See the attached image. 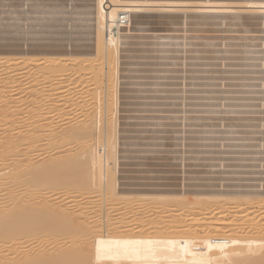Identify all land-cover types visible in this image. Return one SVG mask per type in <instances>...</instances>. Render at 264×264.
Masks as SVG:
<instances>
[{
	"label": "bare ground",
	"instance_id": "1",
	"mask_svg": "<svg viewBox=\"0 0 264 264\" xmlns=\"http://www.w3.org/2000/svg\"><path fill=\"white\" fill-rule=\"evenodd\" d=\"M95 1H96L95 9H93V11L95 10L94 12L96 13V27H95L96 30H93V31H96V33H95L96 34V38H95L96 40H94L95 41L94 42V44H95L94 50H90L88 48H85L83 50L75 51L72 53V55H69V56H68V54L65 55L66 52L62 51L61 49L59 51H54L52 49H48V50L45 49L43 51H37L36 54H34V55L27 54V52H25L26 54L25 53L21 54L22 52H20V54L18 53V56L16 55L14 57H13V55H12V57L8 56L9 55L8 53H7L8 55H4V52L0 53V81L4 83L3 85H5L3 87L1 86L2 88H0V264H30V262L47 261V260H80V261L86 262V264H264V220L261 219L264 215V194L260 193V194H256V195H243L242 193L241 194H235V193H231V192H212V190H211V192L205 193V194H204V192L203 193H197V194L196 193L195 194H186V193L178 194L179 192L175 193L176 192L175 190H174L175 192L173 191L174 193H168L170 191L165 189V188H164V190H167L168 192L166 191L167 193H165V192L160 193L159 190H160V188H161L160 186L162 184L160 186L156 185V186L160 187L158 190H157L158 187L156 188L155 185L153 186V187H155L156 192L158 191L159 193L158 192L154 193L155 192L154 189H153L154 192L150 193L152 190L149 191V188H148V190L146 189L147 188V187H145L146 185H144V186L141 185V186H143V188L140 192H142L143 189H144V191L146 189L148 193H146V191H145L142 193H135L134 192L135 193L134 194V193H132L134 191L133 189H131V190H133L131 193L122 192L123 190L120 192L118 190L120 186H117V184L119 185L122 183H117V179L119 178V175H118V177L116 176L117 175L116 173L118 172V171L116 172V169L118 167L117 162L119 163V161L121 160V158H120V160L118 161L120 155H118V157H117V154H118L117 153V145H118L117 133H119V132H117V128H118L117 125H118V121H119L118 120L119 114L117 117V113H120V110L117 108V106H118V96H117L118 91H117V89L119 87H121V84H120V85H118L119 87L117 88V84H118V78L117 77H119V75L117 76V73H120V72H118L119 70H118V65H117V61L119 60L118 59L119 58L118 57V55H119L118 50H119V47H122V45L125 43L128 34H131V33L134 34L135 33V35H137L136 33L138 32V34H139V31H142V29H143L141 27L142 21L140 19H135L137 16L134 17L133 16L134 13L136 12V14H137V12H139V14H140V12L143 13L146 11H149V12H152V11L153 12L163 11L164 12L165 11V13H166V11H167L166 14L168 15L169 11H171L172 13H175L177 11L180 12L181 10H184L185 8H189L190 10L189 9L185 10L188 12V14H189L188 16H190V13H189L190 11L191 12L193 11V14L195 11L198 13H205V14L209 13V15L210 14H212V15L213 14H220V13H227V14L229 13V15L230 14L233 15V14L251 13V15L252 14L256 15L258 13H262V14L264 13V0H95ZM41 3H42V1L40 2V4ZM0 5H1V3H0ZM46 5L47 4L44 2L43 8ZM48 7H49V5H48ZM41 9H39V10L41 11ZM53 11L55 12V10H53ZM49 12H51V11H49ZM149 12H147V13H149ZM41 13H43V12H41ZM142 13H141V15L144 16V14H142ZM185 13L186 12H183L184 15H185ZM198 13H195V15ZM84 14H86V13L84 12ZM150 14H152V13H150ZM17 15H16L15 19H20V20L23 19V17H21L19 15L17 16ZM53 15L54 14L52 13V16ZM173 15L174 14H172V16ZM199 15H200V19H198V20H201L202 19L201 14H199ZM229 15H225L226 18ZM48 16L47 17L46 16L41 17L39 19L36 17L37 19L35 18V20H40L37 23H34L35 21H33L32 23L30 22L31 23L30 26L32 29L29 30V32L26 31V33L23 34V38H24V35H26L27 33L29 35L32 33L44 34L41 37L42 39L48 38L46 35H49V37H50L51 36L50 34L52 32L51 33H45L43 31V29L46 27L51 28L53 25L56 26V29H57V25L53 24L54 19L52 20L51 18H49L51 16H49V17ZM145 16H146V14H145ZM188 16H187V19L184 17L185 23H188L190 21L189 18L192 19V16L191 17H188ZM202 16H204V15H202ZM213 16H215V15H213ZM244 16H246V15H244ZM3 17H4V19H10L11 20L12 16L10 17V15H9L10 18L8 16L7 17L3 16ZM139 17H142V16L138 15L137 18H139ZM160 17H162V16H160ZM55 18L59 19V20H63V21L66 19L64 17H60V18L55 17ZM80 18L85 19V16L84 17L82 16ZM152 18H153V16H152ZM245 18H244V21L245 20L248 21L247 25L244 22L243 23L246 26H248V24H250L249 20L251 18L249 20H247ZM261 18H263V16H261ZM186 20H187V22H186ZM221 20H222V18H221ZM232 20H234V19L232 18ZM232 20H229V21H232ZM8 21L9 20H7V22ZM13 21H14V18H13ZM149 21H150V19H149ZM149 21L148 22L146 21L144 24H146V23L148 24ZM254 21H256V20H254ZM260 21H262V20H260ZM73 22H74V20H73ZM153 22H151V23H153ZM221 22H227V21H221ZM256 22H258V21H256ZM54 23H55V20H54ZM156 23H158V21H156ZM168 23L171 24L172 21H170ZM173 23H175V22H173ZM178 23H180V21ZM185 23H184V25H185ZM213 23H214V21H213ZM228 23L230 24V22H228ZM260 23H262V22H259V24ZM61 24L59 23V25H60V27L58 28L59 30L55 31V32H59L60 34H63L64 31L61 28L64 26L61 27ZM259 24H258V27H259ZM2 25H7V24L0 23V28L2 27ZM178 25L176 27H178ZM199 25L201 26V28L205 27V26H202L204 24H202V25L199 24ZM205 25H207V24H205ZM238 25H237V27H239ZM11 26L12 27L15 26L12 29V32L13 31L19 32L20 29H19V26H17V24L16 25L13 24ZM77 26H78V24H77ZM77 26H76V28H77ZM145 26H147V25H145ZM180 26H182V25H180ZM189 26L191 29V24ZM189 26L187 24V27L185 26V28H188ZM221 26H223V25H221ZM228 26H227V28H228ZM231 26H234V25L231 24ZM246 26H245V28H247ZM261 26H263V25H261ZM83 27L84 26H82V28ZM147 27H151V25L147 26ZM172 27H174V26L172 25ZM192 27L197 28V25L195 26V24H194V26L192 25ZM206 27H208V26H206ZM218 27H219V25H218ZM90 28H91V26H90ZM181 28H179V29H181ZM208 28H210V27H208ZM253 28H256V27H253ZM9 29H7L6 31H9ZM153 29H155V28H153ZM182 29L184 30V27ZM213 29H210V32ZM232 29H231V31H232ZM257 29L258 28H256V32L258 33L259 31H257ZM52 30H54V29H52ZM161 30H163V29H161ZM173 30H175V29H172V31ZM198 30L201 31V29H198ZM203 30H202V32L204 33ZM157 31H159V30H157ZM179 31H181V30H179ZM179 31H177V32H179ZM192 31H194V30H192ZM208 31L206 29V34ZM254 31H252V32L254 33ZM0 32H2V29H0ZM165 32H166V30H165ZM165 32H163V33H165ZM189 32H191V31H189ZM189 32H187L185 35H187ZM224 32H225V30L223 31V33ZM226 32H227V30H226ZM167 33H169V32H167ZM248 33H250V32H248ZM142 34H144V32ZM147 34H150V33L147 32ZM153 34H155V33L153 32ZM170 34H172V33H169L168 35H165V34L164 35L169 36ZM178 34L182 35L181 32H179ZM193 34L191 33V36ZM218 34H216V35H218ZM230 34H231V32H230ZM230 34L228 32V35H230ZM238 34H240V33H238ZM80 35H82V34L80 33ZM225 35H227V34H225ZM232 35H230V36H232ZM240 35H239V37H241L240 39H242V36H240ZM248 35H250V34H248ZM258 35H260V34H258ZM61 36H58V37L61 38ZM158 36H160V35L158 34ZM158 36H156V37L158 38ZM161 36H163V35H161ZM161 36L159 38H161ZM172 36H174V35H171L168 38H171ZM175 36H176V34H175ZM198 36L199 35L197 34V37ZM202 36H206V35H202ZM207 36H208V34H207ZM212 36H213V34H212ZM244 36H245V34H244ZM180 37H178V38H180ZM214 37L215 36H213V38ZM219 37H221V36H219ZM219 37H217V38L219 39ZM224 37L226 40V36H224ZM233 37H235V36H233ZM247 37H249V36H247ZM257 37H259V36H257ZM144 38L143 39L146 40V37H144ZM159 38H158V40H159ZM178 38H176V39H178ZM217 38H214V39H217ZM143 39L141 36L140 38H137L136 42L141 44V43H143ZM200 39H199V41H200ZM210 39H212V38H210ZM221 39H222V37H221ZM235 39H237V38L235 37ZM148 40H149V38H148ZM153 40H155V39H153ZM193 40H195V39H193ZM206 40H208V39H206ZM206 40H204V41H206ZM220 40H218V41H220ZM225 40H224V42H225ZM232 40L236 41L233 38H232ZM248 40H249V38H248ZM253 40H256V37ZM260 40L261 39L259 38L258 41H260ZM160 41H162V40H160ZM196 41H198V40H196ZM213 41H215V40H213ZM233 41H231V42L234 43ZM206 42L210 43L208 41H206ZM221 42H219V43H221ZM12 43H14V42H12ZM190 43H191V45L193 44L192 42H190ZM194 43L196 44V42H194ZM214 43H216V42H214ZM247 43H249V42H247ZM160 45H163V44L161 43ZM182 45H181V47H182ZM222 45L224 46V44H222ZM237 45H239V44H237ZM124 46L126 47V45H124ZM133 46H135V45H133ZM147 46H148V44H147ZM215 46H217V45H215ZM241 46H243V44ZM246 46H248V45L246 44ZM125 47H123V48H125ZM128 47H131V46H128ZM140 47L142 48V46H140ZM160 47H162V46H160ZM199 47H201V46H199ZM203 47H204V45H203ZM203 47H201V48H203ZM218 47H221V46H218ZM133 49H135V48H133ZM183 49H185V48H183ZM190 49H191V47H190ZM193 49L191 50V52L193 51ZM196 49H198V48L196 47ZM208 49H210V48H208ZM208 49H207V51H208ZM213 49H215V48H213ZM185 50H187V49H185ZM185 50H183V51H185ZM201 50H203V49H201ZM134 51H136V50H134ZM188 51H190V50H188ZM196 51L197 50H195V52ZM207 51L205 49V52H207ZM234 51H236V50H234ZM127 52H126V54L130 53V52L129 53H127ZM138 52L140 53V50ZM191 52H189V53H191ZM195 52L193 51L192 53H195ZM139 53H137V54H139ZM69 54H70V52H69ZM126 54H124V55H126ZM130 54H132V53H130ZM205 54H207V53H205ZM250 54H253V53H250ZM134 55H136V54H134ZM144 55H145V53H143L140 56L143 57ZM193 55H195V54H193ZM209 55H210V53H209ZM156 56H157V54H156ZM205 56H207V55H205ZM121 57H123V55H121ZM127 57H128V55H127ZM134 58H135V56H134ZM137 58H139V57H137ZM152 58H150V59L153 60ZM157 58L155 60H158ZM120 59L123 60L122 58H120ZM159 59H162V58H159ZM126 60H127V58H126ZM145 60H147V59L145 58ZM151 60H149V61H151ZM187 60L189 61V59H187ZM190 60H192V59H190ZM234 60H236V59H234ZM129 61H131V60H129ZM139 61H141V60H139ZM162 61H163V59H162ZM236 61H238V60H236ZM11 62L14 63V66H13L14 71L12 70L9 72L7 64H9ZM228 62H230V61H228ZM232 62H234V61H232ZM69 63L72 65H69ZM26 64L29 65L28 66L29 68L26 67ZM124 64H125V61H124ZM151 64H152V62H151ZM119 65L121 66V68L119 67L120 69H122L124 67L121 65V63ZM184 65H182V66L184 67ZM140 66H143V65H140ZM156 66H158V65H156ZM161 66H163V65H161ZM25 67L27 69L26 73L24 72V70H26ZM221 67H222V65H221ZM71 68H73V69H71ZM135 68H137V67H135ZM145 68H147V67H145ZM150 68H152V67H150ZM154 68H156V67H154ZM224 68H225V66H224ZM69 69L71 71L68 72ZM167 69H169V68H167ZM10 70H11V67H10ZM253 70H251V71H253ZM22 72H24V74H27L28 77H27V75H24L27 78L25 79V77H24V79L26 81L21 82V85H22V87H21L20 84H18L19 82H18L17 78L20 76V74H23ZM160 72H162V71H160ZM127 73H130V72L128 71ZM153 73H155V72H153ZM124 74H126V73H124ZM159 74H161V73H159ZM122 75L123 74L121 73V76ZM181 75H183V74H181ZM9 76L13 77L14 80L11 79L13 81L9 80L11 82H8L7 78ZM128 76H131V75H128ZM145 79H147V77ZM161 79H159V80H161ZM5 81H6V84H5ZM230 81H232V80L230 79ZM139 82L140 81H138L137 83H139ZM188 83L189 82H187V84ZM246 83H247V81H246ZM23 85H24V87H23ZM169 86H171V85H169ZM179 87H180V85H179ZM29 88H32L33 90L31 91V89H29ZM123 88H125V86ZM234 89H236V88H234ZM198 90H200V89L198 88ZM240 90H242V89H240ZM12 91H14V92L18 91L17 94L15 93L17 96L20 94L22 96L23 92H25V91L27 93L30 91L31 93L27 94V96L23 97V99H22V97L16 96L17 99L12 100V99H9L12 95L8 98V96L11 94ZM189 91H190V89H189ZM121 92L122 91H120V93ZM153 92L154 91H152L151 93H153ZM146 93H148V92H146ZM189 93H191V92H189ZM133 94H135V93H133ZM153 94H155V93H153ZM159 95H162V94H159ZM206 98H208V97H206ZM263 98H264V96H263ZM132 99L134 102L135 99L134 98H132ZM150 99H153V98H150ZM143 100H145V99H143ZM157 100H159V99H157ZM161 100H162V98H161ZM124 101H127V100H124ZM145 101L149 102L147 100H145ZM164 101H166V100L164 99ZM121 102H119V103L122 104ZM127 103L125 105H128ZM21 106H22V108L23 107H26V108L23 110V112H21V114L17 115L16 111L19 110V108H21ZM147 106H144V107L148 108L149 106L148 107ZM125 107H127V106H125ZM174 107H176V106H174ZM178 107H176V109ZM117 109L119 112H117ZM120 109L122 110V108H120ZM140 109H142V108H140ZM177 110L180 111L181 109H177ZM131 111H133V109ZM259 112L261 113V111H259ZM161 113L159 112L157 114V116ZM256 113H257V109H256ZM256 113H254V114H256ZM125 114H127V113H125ZM155 114H156V112H155ZM155 114H152V115H155ZM15 115H16V117H15ZM130 115H131V113H130ZM143 115H139V116H143ZM147 115L150 116V114H147ZM196 115H197V113H196ZM227 115H229V114H227ZM236 115H238V114L236 113ZM236 115H235V117H236ZM250 115H252V114L250 113ZM161 116H163V114ZM223 116H225V115H223ZM125 117H126V115H125ZM252 117L253 116H251V118ZM58 119L61 120V122H59L60 124L56 123V121ZM119 119L121 120L122 118H119ZM135 119L138 122V118H135ZM154 119H156V118H154ZM136 120H135V122H136ZM140 120H142V119L140 118ZM146 120L148 121V119H146ZM171 120H173V119H171ZM176 120L181 122L178 119H176ZM185 120L189 121V119H186V118H185ZM248 120H250V119L247 118V121ZM158 121H160V120H158ZM227 121H229V120H227ZM232 121H234V120H232ZM256 121H254V122H256ZM119 122H121V121H119ZM141 122H143V121H141ZM145 122H143V123H145ZM193 122H194V120H193ZM229 122H231V121H229ZM237 122H239V121H237ZM151 123H152V121H151ZM154 123H152V124H154ZM177 123H176V125H177ZM250 123H252V122H250ZM139 124L142 125V123H139ZM155 124L152 126L155 127ZM208 124H210V123H208ZM241 124H242V122H241ZM136 125H138V124H136ZM120 126H121V123H120ZM125 126H127V125H125ZM131 126L130 127L128 126L129 130H127V131H130ZM134 126L135 125H133L132 127H134ZM207 126H209V125H207ZM232 126H233V124H232ZM136 127H138V126H136ZM136 127H134V129ZM158 127H160V126H158ZM167 127H169V126H167ZM189 127L188 128L185 127V129H189ZM197 127H198V125H197ZM251 127H253V126H251ZM120 128L121 127H119V129ZM142 128H144V127H142ZM142 128H138V129L140 130ZM166 128L164 127V129H166ZM170 128H167V129H170ZM194 128H196V127H194ZM199 128H201V125ZM203 128H209V127H203ZM222 128H224V127H222ZM152 129H154V128H152ZM231 129H233V128H231ZM146 130H147V128H146ZM148 130L150 131V127ZM178 130H181V129H178ZM221 130H220V132H221ZM246 130H248V129L246 128ZM161 131L162 130H160V132ZM131 132H133L132 129H131ZM131 132L129 133V136H131L130 135ZM136 132H135V134H136ZM154 132H153V134H154L153 136H157V133L158 134L160 133V132H156V135H155ZM169 132L167 131L166 133L170 134ZM251 132H253V131H251ZM127 133H125V134H127ZM183 133L186 134L185 132H183ZM121 134L122 133H120V136H121ZM148 134H149V132H148ZM160 135H161V133H160ZM173 135H174V133H173ZM176 135H174V136H176ZM180 135H182V134L180 133ZM245 135H247V134H245ZM257 135H258V133H257ZM127 136H128V134H127ZM134 136H136V135H134ZM138 136H139V134H137V139L140 137V136L139 137ZM144 136L148 137L147 133ZM118 137H119V134H118ZM150 137H151V135H150ZM171 137H172V134H170V138ZM121 138H119V139H121ZM147 139H149V138H147ZM147 139H145V140H147ZM152 139H153V137H152ZM152 139H150V140L152 141ZM163 139H165V138H163ZM122 140H120V141H122ZM221 140H222V138H221ZM125 141H127V139ZM130 141H132V140H130ZM157 141H159V140H157ZM170 141H166V143L168 142V144H169ZM181 141H182V138H181ZM186 141H188V140H186ZM255 141H257V140H255ZM133 142H135V141H133ZM147 142H150V141L147 140ZM152 142H150V143H152ZM183 142L185 143V141H183ZM222 142H224V141H222ZM140 143H142V142H140ZM161 143H163V142H161ZM254 143H256V142H254ZM254 143L252 142L250 144H254ZM119 144H120V142H119ZM121 144H123V141L121 142ZM171 144H172V142L170 143V145ZM126 145H128V144H126ZM132 145H134V144H131L130 146L132 147ZM137 145H140V144H136V146ZM185 145H186V143H185ZM185 145H184V147H185ZM149 146H151V145H148V149H149ZM193 146H195V145H193ZM120 147H122V146H120ZM180 147H182V146H180ZM188 148H190V147H188ZM197 148H199V147H197ZM201 148H204V147H201ZM119 149H118V152H119ZM125 149H124V151H125ZM140 149H141V147H140ZM143 149H144V147H143ZM152 149H151V151H152ZM169 149H170V147H169ZM175 149L176 148L174 147V150ZM223 149H224V147H223ZM258 149H260V148H258ZM134 150H137V149L135 148ZM182 150H184V152H185V149H182ZM182 150H180V151L182 152ZM144 151H143V153H144ZM156 151H157V149H156ZM148 152H150V151H148ZM158 152L159 151H157L155 153H158ZM176 152H178V150ZM155 153L153 152L154 155H155ZM186 153L189 154L187 151H186ZM146 154H144V155H146ZM158 154H160V153H158ZM183 154L185 155V153H183ZM217 154H219V153H217ZM124 155L127 156L126 152ZM213 155H216V154H213ZM121 156L123 158L122 159L123 161L121 160V162L124 163L125 158L123 157V155H121ZM142 156H143V154H142ZM169 156H166V157L172 158L171 156H173V155H169ZM186 156H188V155H186ZM151 157H149V158H151ZM154 157H152V158L154 159ZM157 157H158V155H157ZM157 157H155V158L157 159ZM193 157H195V156H193ZM128 158H130V157H128ZM128 158L126 160H128ZM146 158L149 159L148 156ZM146 158L142 157V159H146ZM161 158H159V159L161 160ZM163 158L165 159V157H163ZM183 158H184V156H183ZM221 158L222 157H220L219 160H221ZM133 159H131V160H133ZM136 159H138V158H136ZM131 160H128L129 162H125V163L129 164L131 162ZM172 160H174V159H172ZM172 160H171V162H173ZM196 160H197V158H196ZM210 160H212V159H210ZM225 160H226V158H225ZM147 161H149V160H147ZM162 161H164V160L162 159ZM189 161H191V160H189ZM202 161H205V160L202 159ZM243 161H245V160H243ZM254 161H252V162L254 163ZM133 162H134V160H133ZM138 162L139 161H137V165H138ZM144 162H145V160H144ZM155 162L157 163V160ZM168 162H169V160H168ZM185 162H187L190 166L191 163H189L188 161H185ZM193 162H198V161H193ZM140 163L141 164L143 163L142 160H140ZM221 163H224V162H221ZM127 164H122V165L119 164V165H121L124 168L123 165H127ZM135 164H134V167L136 166ZM144 164H146V163H144ZM159 164L162 165L163 163L161 162ZM188 164H185L183 166H186ZM209 164H210V162H209ZM146 165L148 167V165L150 166L151 164H146ZM166 165H168V164H165V166ZM169 165L172 167L171 163H169ZM175 165H176V163H175ZM206 165H208V164H206ZM263 165H264V163H263ZM129 166H128V168H129ZM122 167H120L121 168L120 172H123V175H124L125 172L122 171L123 170ZM143 167L144 166H142L141 168H143ZM147 167L143 168V169H147ZM186 167H188V166H186ZM194 167H196V166H194ZM213 167H215V166H213ZM258 167H260V166H258ZM125 168H124V170H125ZM131 168H132V166L130 167V169ZM133 168L131 170H133ZM148 168H150V167H148ZM200 168H201V166H200ZM192 169L193 168H191V172H192ZM201 169H203V166ZM212 169H214V168H212ZM223 169L224 168H222V170ZM227 169H229V168H227ZM131 170L128 169L126 171H131ZM135 170H136V168H135ZM141 170H139L138 173H140ZM153 170L154 169H152L151 171H153ZM156 170H158V169L156 168ZM156 170L154 172L157 173L160 171V173H162L163 177L165 175V172L169 173V174L171 172V170H169L170 171L169 172L168 169L166 171L164 170L165 172H163L160 169H159V171H156ZM189 170L188 171L185 170V172H189ZM229 170H231V169H229ZM134 171H132L131 173H133ZM144 171L145 170H142V172H144ZM147 171H146V173H147ZM176 171H174V172H176ZM181 171H178V172H181ZM197 171H198V169H197ZM205 171H207V170H205ZM178 172H176V173H178ZM200 172H198V173L200 174ZM210 172H212V171H210ZM210 172H209V174H210ZM131 173H130V175H131ZM160 173H158L159 176L161 175ZM202 173H204V172H202ZM221 173H222V171H221ZM119 174L121 175L122 173H119ZM134 174L136 175L137 173H134ZM172 174L173 173L170 174V177ZM178 174H180V173H178ZM184 174H186V173H184ZM189 174H190V172H189ZM204 174H206V173H204ZM204 174H202V175H204ZM130 175H128V174L126 175V176H128V180H129ZM148 175H150V174H148ZM153 175H155V174H153ZM175 175H177V174H175ZM181 175H182V173H181ZM191 175H193V174H191ZM196 175H194V176L196 177ZM132 176H133V174H132ZM132 176L130 177L131 179L133 178ZM136 176H134V177H136ZM143 176H145V175H143V174H142V176L139 175V177H141V178ZM199 176H198V178L201 177V176L200 177ZM219 176H221V175H219ZM238 176H240V175L238 174ZM146 177H147V175H146ZM146 177H143L144 181L147 179ZM151 177H152V179H154V181H155V179H157V181H155V182H158V180L160 182L161 177H159V179H158V177H153V176H151ZM151 177H150V179H151ZM165 177H167V176L165 175ZM178 177H177L178 179H181L180 175H178ZM203 177H205V175ZM123 178L124 177H122V179ZM137 178H138V176H137ZM137 178L133 179V180L138 181L140 179V178H138V180H137ZM164 178H161V179H164ZM168 178H169V176H168ZM183 178L185 180V177H183ZM120 179H118V180H120ZM150 179H148V180H150ZM166 179L167 178H165V182H166ZM125 180H127V178H125ZM133 180H131V181H133ZM209 180H211V179H209ZM258 180H259V177H258ZM169 181H171V180H169ZM186 181H188L187 178H186ZM202 181L207 183L205 180H202ZM260 181H262V178ZM171 182H170V185H171ZM185 182L183 181L184 184H185ZM219 182H220V180H219ZM252 182H253V180H252ZM142 183H144V182H142ZM161 183H163V182H161ZM177 183H178V181H177ZM205 183H203V184H205ZM126 184L128 185V183H126ZM146 184L149 185V187H151V185H153V184L150 185L149 181ZM130 185H131V183H130ZM163 185H165V184H163ZM163 185H162L161 189H163V187H164ZM173 185L177 188L176 182ZM200 185H202V184H200ZM122 186H124V185H121V187ZM166 186H168V185H166ZM202 186L204 187V185H202ZM211 186H213V185H211ZM216 186H218V185H216ZM117 187H118V189H117ZM129 187L132 188V185L128 186V188ZM170 187H172V186H170ZM170 187L169 188L166 187V188L170 189ZM178 187L182 188L180 186V184ZM183 187L185 188L186 185L185 186L183 185ZM198 187H200V186H198ZM222 187H224L223 182H222ZM135 188H137V186ZM190 188H191V186H190ZM205 188H207V187H205ZM209 188H212V187H209ZM219 188H221V187H219ZM123 189H125V188H123ZM140 189L141 188H139L138 191ZM181 190H179V191H181ZM190 190H192V189H190ZM124 191H126V190H124ZM138 191H136V192H138ZM188 193H190V191H188ZM63 197H64V199H63ZM62 202H64V203H62ZM210 236L213 237V240H211V241L208 240ZM88 238H91L90 242L87 240ZM101 239H103L105 241H121V242H124V241H142L144 243L139 244V245H129V246H127V250H125V245L123 243H121L120 245L106 243L103 246V249L99 252L100 258L97 259V250L100 249L99 240H101ZM149 242H151V243H149ZM170 242H173V243H170ZM209 245H211V247H209ZM120 248H122V251L120 250ZM137 249L139 251H137ZM116 250H118V251H116Z\"/></svg>",
	"mask_w": 264,
	"mask_h": 264
},
{
	"label": "rangeland",
	"instance_id": "2",
	"mask_svg": "<svg viewBox=\"0 0 264 264\" xmlns=\"http://www.w3.org/2000/svg\"><path fill=\"white\" fill-rule=\"evenodd\" d=\"M8 1V2H7ZM31 1V2H30ZM42 1V3L40 4V2ZM92 1V2H91ZM23 2V3H22ZM39 2V3H38ZM44 2L47 4L46 6H44V8H43V5H44ZM0 3H1V5H0V23H3V24H7V25H2V27L0 28V29H2V32H0V53L1 52H4V55H8V56H10V57H12V55H13V57L14 56H18V53L20 54V52H22L21 54H24L25 52H27V54H30V55H34V54H36V52L37 51H43V50H48V49H52V50H54V51H59L60 49L62 50V51H65L64 53H65V55L66 54H68V56L69 55H72V53L73 52H75V51H78V50H83V49H85V48H88V49H90V50H94L95 48H94V46H95V44H94V40H96L95 38H96V31H93V30H96V13L93 11V9H95V4H96V1L95 0H0ZM56 3V4H55ZM36 5V6H35ZM48 5H49V7H48ZM5 6V7H4ZM21 6V7H20ZM34 6V7H33ZM39 6V7H38ZM17 7V8H16ZM38 7V8H37ZM42 9H41V8ZM5 8V9H4ZM46 8V9H45ZM49 8V9H48ZM52 8V9H51ZM72 8V9H71ZM74 8V9H73ZM83 8V9H82ZM38 9V10H37ZM39 9H41V11L39 10ZM189 8H185L184 10H181L180 12H175V13H172L171 11H169V13H168V15L166 14L167 13V11H166V13H165V11L163 12V11H157V12H149V11H146V12H140V14H139V12H137V14H136V12L134 13V17H138V15L139 16H142V17H139V18H135V19H140L141 21H142V31L144 32V34H142L143 32L142 31H139V34H138V32L136 33L137 35H135V33L133 34V33H131V34H128L127 35V39H126V41H125V43L122 45V47H119V50H118V61H117V65H118V72H120V73H117V76L119 75V77L121 78H119V77H117L118 78V84H117V88L119 87L118 85H120L121 84V87L123 88L124 86H125V88H121V87H119L118 89H117V91H118V93H117V96H118V106H117V108L120 110V113H117V117H118V114H119V117H118V120L119 121H121V122H119L118 121V125H117V132H119V133H117V142H118V145H117V157H118V155H123V157L125 158L124 160V163H122L121 162V160L123 159L122 158V156L120 157L119 156V159H118V161L120 160V158H121V160L119 161V163L117 162V169H116V176L118 177V175H119V178L118 179H120V180H118L117 179V183H122V184H117V186H120L119 187V189H118V187H117V189L121 192L122 190V192H126V193H131L133 190V192L132 193H142V192H145L146 191V193H148L147 192V190H148V188H149V191H151L150 193H153L154 192V190H155V187L157 188L158 186H160L161 184L163 185V184H165V185H163L164 187H163V189H161L162 188V185L160 186V187H158L157 188V190L160 188V190H159V192L161 193H163V192H165V193H167L168 191L167 190H169L170 192H168V193H174L175 191V193H178V194H184V193H186V194H197V193H203L204 192V194L205 193H209V192H211V190H212V192H231V193H235V194H243V195H256V194H264V165H263V163H264V98H263V96H264V13L262 14V13H258V14H252L251 15V13H242V14H230L229 15V13L227 14V13H220V14H213V15H215V16H213L212 14H210L209 15V13L207 14H205V13H198V12H195L194 11V14H193V11L191 12H189L190 13V16H188L189 14H188V12L187 11H185V10H188ZM7 10V11H6ZM53 10H55V12L53 11ZM89 10V11H88ZM190 10V9H189ZM39 11V12H38ZM49 11H51V12H49ZM83 11V12H82ZM3 14H2V13ZM11 12V13H10ZM36 12V13H35ZM41 12H43V13H41ZM57 12V13H56ZM60 12V13H59ZM84 12L86 13V14H84ZM147 12H149V13H147ZM183 12H186L185 13V15L183 14ZM7 13V14H6ZM51 15H50V14ZM52 13L54 14L53 16H52ZM141 13L142 14H144V16H145V14H146V16L144 17L143 15H141ZM150 13H152V14H150ZM174 14L173 16H172V14ZM195 13H198V14H196L195 15ZM19 15V16H21V17H23V19H15L16 18V15ZM65 14V15H64ZM133 14V13H132ZM136 14V15H135ZM148 14V15H147ZM158 14V15H157ZM162 14V15H161ZM199 14H201V20H198V19H200V15ZM9 15H10V17L12 16H14L13 18H14V21H13V18L11 17V20L10 19H4V17L3 16H8L9 17ZM17 15V16H18ZM43 15V16H42ZM51 16V17H49V16ZM157 15V16H156ZM184 15V16H183ZM199 15V16H198ZM202 15H204V16H202ZM225 15H229V16H227V18H226V16ZM237 15V16H236ZM244 15H246V16H244ZM49 17V18H51L52 20L54 19L55 20V23H54V20H53V24H56L57 25V29H56V26H52L51 28L50 27H46V28H44L43 29V31L45 32V33H51L50 35V37H49V35H46L48 38H41L44 34H40V33H38V34H36V33H32V34H26V35H24V38H23V34L24 33H26V31H28L29 32V30H31L32 28H31V26H30V24L33 22V21H35L34 23H37L38 21H40V20H35V18L37 17L38 19L39 18H41V17ZM59 16V17H58ZM84 17L85 16V19H83V18H80V17ZM149 16V17H148ZM152 16H153V18H152ZM160 16H162V17H160ZM169 16V17H168ZM187 16L188 17H191L192 16V19L191 18H189L190 19V21L188 22V23H185V19H184V17L187 19ZM197 16V17H196ZM232 16V17H231ZM259 16V17H258ZM261 16H263V18H261ZM9 17V18H10ZM55 17H57V18H60V17H64V18H66L64 21L63 20H59V19H56ZM95 17V18H94ZM211 19H210V18ZM216 17V18H215ZM230 19H229V18ZM239 17V18H238ZM246 17V18H245ZM36 18V19H37ZM63 18V19H64ZM93 18V19H92ZM145 18V19H144ZM204 18V19H203ZM221 18H222V20H221ZM232 18L234 19V20H232ZM239 20H238V19ZM241 18V19H240ZM244 18L245 19H247V20H249L250 18V20H249V23L250 24H248V26H246L247 25V22L248 21H244ZM69 19V20H68ZM77 19V20H76ZM143 19V20H142ZM149 19H150V21H149ZM158 19V20H157ZM168 19V20H167ZM182 19V20H181ZM184 19V20H183ZM209 21H207V20ZM224 19V20H223ZM243 19V20H242ZM259 19V20H258ZM6 20V21H5ZM7 20H9L8 22H7ZM29 20V21H28ZM59 20V21H58ZM73 20H74V22H73ZM192 20V21H191ZM196 20V21H195ZM207 22H206V21ZM216 20V21H215ZM227 21V22H221V21ZM229 20H232V21H229ZM241 20V21H240ZM253 22H252V21ZM254 20H256V21H258V22H256V21H254ZM260 20H262V21H260ZM51 21V20H50ZM58 21V22H57ZM61 21V22H60ZM148 22L149 21V23L147 24H144L145 22ZM154 21V22H153ZM156 21H158V23H156ZM170 21H172V23L171 24H169L168 22H170ZM180 21V23H178ZM182 21V22H181ZM195 23H194V22ZM201 21V22H200ZM213 21H214V23H213ZM220 21V22H219ZM237 21V22H236ZM31 22V23H30ZM79 22V23H78ZM151 22H153V23H151ZM173 22H175V23H173ZM186 22H187V20H186ZM199 22V23H198ZM203 22V23H202ZM228 22H230V24L228 23ZM234 22V23H233ZM246 24H244V23ZM255 22V23H254ZM259 22H262V23H260L259 24ZM9 23V24H8ZM59 23L61 24V27L62 26H64V27H62L61 29L64 31L63 32V34H60L59 32H55V31H58L59 29V27H60V25H59ZM177 23V24H176ZM183 23V24H182ZM184 23H185V25H184ZM195 24V26L197 25V28L196 27H192V25L194 26V24ZM219 23V24H218ZM223 23V24H222ZM16 25L17 24V26H19V32H12V29L15 27H12L11 25ZM77 24H78V26H77ZM144 24V25H143ZM151 25V27H147V26H150ZM175 24V25H174ZM179 24V25H178ZM187 24H188V26L191 24V29L192 30H194V31H192L191 29H190V26L188 27V28H185V26L187 27ZM199 24H204V25H202V26H205L204 28L202 27L201 28V26L199 25ZM205 24H207V25H205ZM211 24V25H210ZM231 24L232 25H234V26H231ZM239 24V25H238ZM254 24V25H253ZM258 24H259V27H258ZM21 25V26H20ZM77 26V28H76V26ZM81 25V26H80ZM88 25V26H87ZM95 25V26H94ZM145 25H147V26H145ZM172 25L174 26V27H172ZM178 25V27L180 26V25H182V26H180L179 28H183L184 27V30L181 28V29H179L178 27H176ZM184 25V26H183ZM218 25H219V27H218ZM221 25H223V26H221ZM229 25V26H228ZM237 25L239 26V27H237ZM261 25H263V26H261ZM82 26H84L83 28H82ZM86 26V27H85ZM90 26H91V28H90ZM94 26V27H93ZM144 26V27H143ZM154 26V27H153ZM158 26V27H157ZM166 26V27H165ZM206 26H208V27H210V28H208V27H206ZM214 26V27H213ZM221 26V27H220ZM227 26H228V28H227ZM245 26L247 27V28H245ZM55 27V28H54ZM68 27V28H67ZM252 29H251V28ZM253 27H256V28H258L257 29V31H259L258 33L256 32V28H253ZM262 27V28H261ZM11 30H10V29ZM88 30H87V29ZM149 28V29H148ZM153 28H155V29H153ZM158 28V29H157ZM196 28V29H195ZM214 28V29H213ZM220 28V29H219ZM225 28V29H224ZM234 30H233V29ZM249 28V29H248ZM7 29H9V31H6ZM34 29V28H33ZM52 29H54V30H52ZM56 29V30H55ZM65 29V30H64ZM159 30V31H157V30ZM161 29H163V30H161ZM172 29H175V30H173L172 31ZM198 29H201V31L200 30H198ZM204 29V30H203ZM206 29H207V31L209 32H207V34H208V36H207V34H206ZM210 29H213V30H211V32H210ZM216 29V30H215ZM218 29V30H217ZM231 29H232V31H231ZM255 31H254V30ZM155 30V31H154ZM165 30H166V32H165ZM179 30H181V31H179ZM183 30V31H182ZM202 30L204 31V33L202 32ZM225 30V32L223 33V31ZM226 30H227V32H226ZM251 30V31H250ZM157 31V32H156ZM177 31H179V32H181L182 33V35L180 34H178L179 32H177ZM189 31H191V32H189ZM200 31V32H199ZM217 31V32H216ZM252 31H254V33L252 32ZM10 32V33H9ZM22 32V33H21ZM85 32V33H84ZM94 32V33H93ZM141 32V33H140ZM147 32L148 33H150V34H147ZM153 32L156 34H153ZM163 32H165V33H162ZM167 32H169V33H172V34H170L169 36H165V35H168L169 33H167ZM177 32V33H176ZM185 32V33H184ZM187 32H189L187 35H185ZM195 32V33H194ZM228 32H229V34H230V32H231V34L230 35H232V36H230V35H228ZM248 32H250V33H248ZM256 32V33H255ZM261 32V33H260ZM21 33V34H20ZM56 33V34H55ZM80 33L82 34V35H80ZM152 33V34H151ZM176 34V36H175V34ZM191 33L193 34L192 36H191ZM202 35H206V36H202ZM218 34L219 36H221L222 37V39H221V37H219L218 35H216V34ZM237 33V34H236ZM238 33H240V34H238ZM20 34V35H19ZM70 34V35H69ZM86 34V35H85ZM146 34V35H145ZM158 34L161 36V35H163V36H161V38H159L160 36H158ZM165 34V35H164ZM197 34L199 35L198 37H197ZM212 34H213V36H215L214 38H217V37H219V39L218 40H220V41H218L217 39H214L213 38V36H212ZM222 34V35H221ZM224 34V35H223ZM225 34H227V35H225ZM244 34H245V36H244ZM248 34H250V35H248ZM258 34H260V35H258ZM32 35V36H31ZM62 35V36H61ZM145 35V36H144ZM171 35H174V36H172L171 38H168V37H170ZM178 35V36H177ZM239 35L240 36H242V39H240L241 37H239ZM262 35V36H261ZM30 36V37H29ZM58 36H61V38H59ZM81 36V37H80ZM135 36V37H134ZM142 36V39L144 38V37H146V40H144L143 39V43H137L136 42V40H137V38H140ZM155 38H154V37ZM156 36H158V38H159V40H158V38L156 37ZM165 36V37H164ZM181 36V37H180ZM185 36V37H184ZM210 36V37H209ZM212 36V37H211ZM217 36V37H216ZM224 36H226V40H225V37ZM233 36H235L237 39H235V37H233ZM247 36H249V37H247ZM257 36H259V37H257ZM164 37V38H163ZM174 37V38H173ZM178 37H180V38H178ZM192 39H191V38ZM197 37V38H196ZM244 37V38H243ZM247 37V38H246ZM255 37H256V40H253V39H255ZM129 38V39H128ZM148 38H149V40H148ZM157 38V39H156ZM164 40H163V39ZM166 38V39H165ZM176 38H178V39H176ZM183 38V39H182ZM188 40H187V39ZM201 38V39H200ZM203 38V39H202ZM205 38V39H204ZM210 38H212V39H210ZM231 38V39H230ZM232 38L234 39V40H236V41H233L232 40ZM248 38H249V40H248ZM259 38L261 39L260 41H258L259 40ZM263 38V39H262ZM51 39V40H50ZM134 39V40H133ZM153 39H155V40H153ZM169 39V40H168ZM193 39H195V40H193ZM199 39H200V41H199ZM206 39H208V40H206ZM160 40H162V41H160ZM167 40V41H166ZM172 40V41H171ZM176 40V41H175ZM183 40V41H182ZM188 42H187V41ZM192 40V41H191ZM196 40H198V41H196ZM204 40H206V41H208V42H210V43H207L206 41H204ZM210 40V41H209ZM213 40H215V41H213ZM224 40H225V42H224ZM230 40V41H229ZM246 42H245V41ZM63 41V42H62ZM84 41V42H83ZM135 41V42H134ZM148 41V42H147ZM153 41V42H152ZM164 41V42H163ZM179 41V42H178ZM182 41V42H181ZM212 41V42H211ZM218 41V42H217ZM222 41V42H221ZM231 41H233L234 43H232ZM257 41V42H256ZM263 41V42H262ZM12 42H14V43H12ZM190 42H192L193 44L191 45V43ZM194 42H196V44L194 43ZM206 42V43H205ZM214 42H216V43H214ZM219 42H221V43H219ZM243 42V43H242ZM247 42H249V43H247ZM84 43V44H83ZM134 43V44H133ZM159 43V44H158ZM163 44V45H160V44ZM183 45H182V44ZM203 43V44H202ZM243 44V46H241L242 44ZM129 44V45H128ZM144 44V45H143ZM147 44H148V46H147ZM190 44V45H189ZM200 44V45H199ZM222 44H224V46L222 45ZM237 44H239V45H237ZM246 44L248 45V46H246ZM124 45H126V47L124 46ZM133 45H135V46H133ZM155 45V46H154ZM159 45V46H158ZM180 47H179V46ZM181 45H182V47H181ZM186 47H185V46ZM203 45H204V47H203ZM215 45H217V46H215ZM237 45V46H236ZM128 46H131V47H128ZM138 46V47H137ZM140 46H142V48L140 47ZM145 46V47H144ZM148 48H147V47ZM160 46H162V47H160ZM184 46V47H183ZM189 46V47H188ZM199 46H201V47H203V48H201V47H199ZM211 46V47H210ZM218 46H221V47H218ZM230 46V47H229ZM239 46V47H238ZM254 46V47H253ZM123 47H125V48H123ZM135 48V49H133V48ZM153 47V48H152ZM173 47V48H172ZM190 47H191V49H190ZM195 47V48H194ZM196 47L199 49H196ZM241 47V48H240ZM247 47V48H246ZM257 47V48H256ZM261 47V48H260ZM63 48V49H62ZM71 48V49H70ZM129 48V49H128ZM131 48V49H130ZM137 48V49H136ZM175 48V49H174ZM182 48V49H181ZM183 48H185V49H187V50H185V49H183ZM189 48V49H188ZM194 48V49H193ZM206 49V51H207V49L208 48H210V49H208V51L207 52H205V49ZM213 48H215V49H213ZM225 48V49H224ZM239 48V49H238ZM244 48V49H243ZM249 48V49H248ZM253 48V49H252ZM5 49V50H4ZM58 49V50H57ZM142 49V50H141ZM155 49V50H154ZM167 49V50H166ZM193 49V51L195 52V50H197L195 53H192L191 52V50ZM201 49H203V50H201ZM222 49V50H221ZM227 49V50H226ZM121 50V51H120ZM134 50H136V51H134ZM140 50V53L138 52ZM183 50H185V51H183ZM188 50H190V51H188ZM234 50H236V51H234ZM24 51V52H23ZM124 51V52H123ZM128 51V52H127ZM132 51V52H131ZM155 51V52H154ZM187 51V52H186ZM212 51V52H211ZM69 52H70V54H69ZM120 52V53H119ZM126 52L127 53H132V54H126ZM135 52V53H134ZM157 52V53H156ZM166 52V53H165ZM182 54H181V53ZM189 52H191V53H189ZM200 52V53H199ZM207 53V54H205V53ZM228 52V53H227ZM231 54H230V53ZM8 53V54H7ZM123 53V54H122ZM136 54V55H134V54ZM137 53H139V54H137ZM143 53H145V55L142 57V56H140V55H142ZM153 53V54H152ZM157 54V56H156V54ZM159 53V54H158ZM173 53V54H172ZM177 53V54H176ZM184 53V54H183ZM209 53H210V55H209ZM212 53V54H211ZM237 53V54H236ZM241 53V54H240ZM250 53H253V54H250ZM262 53V54H261ZM26 54V53H25ZM123 55V57H121V55ZM124 54H126V55H124ZM152 56H151V55ZM193 54H195V55H193ZM234 54V55H233ZM249 54V55H248ZM127 55H128V57H127ZM147 55V56H146ZM159 55V56H158ZM172 55V56H171ZM193 57H192V56ZM197 55V56H196ZM205 55H207V56H205ZM223 55V56H222ZM240 55V56H239ZM134 56H135V58H134ZM146 56V57H145ZM151 56V57H150ZM168 56V57H167ZM227 56V57H226ZM230 56V57H229ZM137 57H139V58H137ZM153 57V58H152ZM158 57V58H157ZM183 57V58H182ZM190 57V58H189ZM120 58H122L123 60H121ZM126 58H127V60H126ZM132 58V59H131ZM142 58V59H141ZM144 58V59H143ZM145 58L147 59V60H145ZM150 58H152L153 60H151ZM158 59V60H155V59ZM159 58H162L163 59V61H162V59H159ZM166 60H165V59ZM186 58V59H185ZM199 58V59H198ZM210 58V59H209ZM236 59V60H238V61H236V60H234V59ZM131 60V61H129V60ZM137 59V60H136ZM179 61H178V60ZM181 59V60H180ZM183 59V60H182ZM187 59H189V61L187 60ZM190 59H192V60H190ZM202 59V60H201ZM209 61H208V60ZM217 59V60H216ZM139 60H141V61H139ZM145 60V61H144ZM149 60H151V61H149ZM160 60V61H159ZM175 60V61H174ZM214 60V61H213ZM253 60V61H252ZM122 61V62H121ZM124 61H125V64H124ZM201 61V62H200ZM206 61V62H205ZM211 61V62H210ZM228 61H230V62H228ZM232 61H234V62H232ZM132 62V63H131ZM151 62H152V64H151ZM155 62V63H154ZM218 62V63H217ZM222 62V63H221ZM121 63V65L122 66H124L122 69H120L121 68V66L119 65ZM123 63V64H122ZM149 63V64H148ZM154 63V64H153ZM181 63V64H180ZM203 63V64H202ZM185 64V65H184ZM8 66V71L10 72V71H14V63H9V64H7ZM11 65V66H10ZM69 65H72V64H70L69 63ZM133 65V66H132ZM140 65H143V66H140ZM156 65H158V66H156ZM161 65H163V66H161ZM168 67H167V66ZM172 65V66H171ZM179 67H178V66ZM182 65H184V67L182 66ZM221 65H222V67H221ZM29 65H27L26 64V67H28ZM131 66V67H130ZM137 67V68H135V67ZM139 66V67H138ZM160 66V67H159ZM189 66V67H188ZM199 66V67H198ZM204 66V67H203ZM213 66V67H212ZM224 66H225V68H224ZM233 66V67H232ZM258 66V67H257ZM10 67H11V70H10ZM26 67H25V69H26ZM120 67V68H119ZM126 67V68H125ZM141 67V68H140ZM145 67H147V68H145ZM150 67H152V68H150ZM154 67H156V68H154ZM166 67V68H165ZM171 67V68H170ZM181 67V68H180ZM196 67V68H195ZM220 67V68H219ZM241 69H240V68ZM255 67V68H254ZM13 68V69H12ZM29 68V67H28ZM70 68V67H69ZM76 68V67H75ZM140 68V69H139ZM143 68V69H142ZM167 68H169V69H167ZM173 68V69H172ZM207 68V69H206ZM71 69H73V68H71ZM139 69V70H138ZM172 69V70H171ZM186 69V70H185ZM254 69V70H253ZM29 70V69H28ZM145 70V71H144ZM158 70V71H157ZM251 70H253V71H251ZM23 71V70H22ZM69 71H71L70 69L68 70V72ZM123 71V72H122ZM130 72V73H127V72ZM134 71V72H133ZM143 71V72H142ZM149 73H148V72ZM155 72V73H153V72ZM160 71H162V72H160ZM184 71V72H183ZM229 71V72H228ZM24 72L26 73L27 72V69L26 70H24ZM24 72H22L23 74H20V76L17 78V80H18V84H20V86L22 87V85H21V82H25L26 80V78L28 77V75L27 74H24ZM145 72V73H144ZM169 72V73H168ZM174 72V73H173ZM179 72V73H178ZM198 72V73H197ZM208 72V73H207ZM121 73L123 74L122 76H121ZM124 73H126V74H124ZM136 73V74H135ZM152 73V74H151ZM159 73H161V74H159ZM171 73V74H170ZM176 73V74H175ZM215 73V74H214ZM235 73V74H234ZM240 73V74H239ZM254 73V74H253ZM257 75H256V74ZM66 74V73H65ZM144 76H143V75ZM158 74V75H157ZM168 74V75H167ZM178 74V75H177ZM181 74H183V75H181ZM188 74V75H187ZM193 74V75H192ZM222 74V75H221ZM227 74V75H226ZM237 74V75H236ZM24 75H27V77H25ZM128 75H131V76H128ZM142 75V76H141ZM147 75V76H146ZM153 77H152V76ZM170 75V76H169ZM244 75V76H243ZM248 75V76H247ZM23 76V77H22ZM76 76V75H75ZM184 76V77H183ZM187 76V77H186ZM207 76V77H206ZM10 77V78H9ZM7 79H8V82H11V81H13L14 79H13V77H11V76H9ZM24 77H25V79H24ZM127 79H125V78ZM129 77V78H128ZM132 77V78H131ZM142 77V78H141ZM147 77V79H145ZM151 79H149V78ZM239 77V78H238ZM253 77V78H252ZM134 78V79H133ZM144 78V79H143ZM162 78V79H161ZM204 78V79H203ZM6 79V80H7ZM11 79H13V80H11ZM125 79V80H124ZM159 79H161V80H159ZM171 79V80H170ZM176 79V80H175ZM179 79V80H178ZM181 79V80H180ZM195 79V80H194ZM210 79V80H209ZM230 79L232 80V81H230ZM9 80H11V81H9ZM143 80V81H142ZM148 80V81H147ZM153 80V81H152ZM158 80V81H157ZM178 80V81H177ZM188 80V81H187ZM213 82H212V81ZM227 80V81H226ZM237 80V81H236ZM124 81V82H123ZM126 81V82H125ZM130 81V82H129ZM135 81V82H134ZM138 81H142L141 83L139 82V83H137ZM150 81V82H149ZM180 81V82H179ZM194 81V82H193ZM243 81V82H242ZM246 81H247V83H246ZM253 81V82H252ZM1 82V81H0ZM147 82V83H146ZM186 82V83H185ZM187 82H189L188 84H187ZM235 82V83H234ZM257 82V83H256ZM261 83V84H260ZM1 85H0V88H2L3 86H5V85H3L4 83L3 82H1L0 83ZM5 84H6V81H5ZM143 84V85H142ZM221 84V85H220ZM225 84V85H224ZM227 84V85H226ZM151 85V86H150ZM155 85V86H154ZM169 85H171V86H169ZM179 85H180V87H179ZM182 85V86H181ZM188 85V86H187ZM200 85V86H199ZM259 85V86H258ZM2 86V87H1ZM133 86V87H132ZM138 86V87H137ZM143 86V87H142ZM158 86V87H157ZM177 86V87H176ZM187 86V87H186ZM192 86V87H191ZM207 86V87H206ZM211 86V87H210ZM236 86V87H235ZM245 86V87H244ZM256 86V87H255ZM258 86V87H257ZM23 87H24V85H23ZM135 87V88H134ZM141 89H140V88ZM174 87V88H173ZM183 87V88H182ZM209 87V88H208ZM218 87V88H217ZM225 89H224V88ZM244 87V88H243ZM254 87V88H253ZM16 88V87H15ZM156 88V89H155ZM171 88V89H170ZM196 88V89H195ZM198 88L200 89V90H198ZM234 88H236V89H234ZM29 89H31V91L33 90L32 88H29ZM121 89V90H120ZM179 89V90H178ZM189 89H190V91H189ZM240 89H242V90H240ZM244 89V90H243ZM133 90V91H132ZM185 90V91H184ZM192 90V91H191ZM19 91V90H18ZM17 91V92H18ZM120 91H122L121 93H120ZM124 91V92H123ZM131 91V92H130ZM140 91V92H139ZM150 91V92H149ZM152 91H154L153 93H155V94H153V93H151ZM170 91V92H169ZM183 91V92H182ZM233 91V92H232ZM14 91H12L11 92V94L8 96V98L9 99H17L16 98V94H17V92L15 91L14 93H13ZM23 92V91H22ZM26 92V91H25ZM25 92H23V95L21 96V94L20 95H18L19 97H22V99H23V97H26L27 96V94H29V93H31L30 91L27 93H25ZM127 92V93H126ZM143 92V93H142ZM146 92H148V93H146ZM172 92V93H171ZM177 92V93H176ZM189 92H191V93H189ZM263 94H262V93ZM16 93V94H15ZM124 93V94H123ZM133 93H135V94H133ZM148 96H146L145 94ZM179 93V94H178ZM189 93V94H188ZM198 93V94H197ZM204 93V94H203ZM234 95H233V94ZM248 93V94H247ZM253 93V94H252ZM258 93V94H257ZM122 94V95H121ZM127 94V95H126ZM141 94V95H140ZM151 94V95H150ZM159 94H162V95H159ZM166 94V95H165ZM191 94V95H190ZM244 94V95H243ZM15 95V96H14ZM132 95V96H131ZM154 95V96H153ZM158 95V96H157ZM187 95V96H186ZM242 95V96H241ZM17 96V97H18ZM128 96V97H127ZM223 96V97H222ZM239 96V97H238ZM127 99H126V98ZM139 97V98H138ZM206 97H208V98H206ZM228 97V98H227ZM132 98H134L135 99V101L133 102V99ZM138 98V99H137ZM150 98H153V99H150ZM161 98H162V100H161ZM167 98V99H166ZM197 98V99H196ZM120 99V100H119ZM143 99H145V100H147V101H149V102H146L145 100H143ZM149 99V100H148ZM157 99H159V100H157ZM164 99L166 100V101H164ZM183 99V100H182ZM189 99V100H188ZM199 99V100H198ZM208 99V100H207ZM213 99V100H212ZM124 100H127V101H124ZM130 100V101H129ZM151 100V101H150ZM161 100V101H160ZM176 100V101H175ZM181 100V101H180ZM215 100V101H214ZM122 101V102H121ZM143 101V102H142ZM158 101V102H157ZM168 101V102H167ZM192 101V102H191ZM221 101V102H220ZM236 101V102H235ZM241 101V102H240ZM119 102H121L122 104H120ZM125 102V103H124ZM128 102V103H127ZM137 102V103H136ZM162 102V103H161ZM170 102V103H169ZM183 102V103H182ZM59 103V102H58ZM128 104V105H125V104ZM134 103V104H133ZM164 103V104H163ZM120 104V105H119ZM132 104V105H131ZM149 106H147V105ZM174 104V105H173ZM135 105V106H134ZM147 106L148 108H146V107H144V106ZM152 105V106H151ZM158 105V106H157ZM122 106V107H121ZM125 106H127V107H125ZM139 106V107H138ZM141 106V107H140ZM152 108H151V107ZM154 106V107H153ZM156 106V107H155ZM169 106V107H168ZM171 106V107H170ZM174 106H176V107H178L177 109H181L180 111L179 110H177L176 109V107H174ZM190 106V107H189ZM220 106V107H219ZM133 107V108H132ZM138 107V108H137ZM158 107V108H157ZM163 107V108H162ZM167 107V108H166ZM215 107V108H214ZM26 107H23L22 108V106H21V108H19V110H17L16 111V113H17V115H19V114H21V112H23V110L25 109ZM120 108H122V110L120 109ZM135 108V109H134ZM140 108H142V109H140ZM173 108V109H172ZM118 109H117V112H119L118 111ZM133 109V111H131ZM171 109V110H170ZM230 109V110H229ZM250 109V110H249ZM256 109H257V113H256ZM19 111V112H18ZM122 111V112H121ZM128 111V112H127ZM139 111V112H138ZM237 111V112H236ZM259 111H261V113L259 112ZM131 113V115H130V113ZM136 112V113H135ZM142 114H141V113ZM149 112V113H148ZM151 112V113H150ZM154 112V113H153ZM155 112H156V114H155ZM161 113V114H159L158 116H157V114L158 113ZM165 112V113H164ZM170 112V113H169ZM175 112V113H174ZM182 114H180V113ZM189 112V113H188ZM195 112V113H194ZM225 112V113H224ZM234 112V113H233ZM256 113V114H254V113ZM125 113H127V114H125ZM129 113V114H128ZM139 113V114H138ZM150 114V116L149 115H147V114ZM172 113V114H171ZM196 113H197V115H196ZM207 113V114H206ZM210 113V114H209ZM221 113V114H220ZM229 114V115H227V114ZM232 115H231V114ZM236 113L238 114V115H236ZM250 113L252 114V115H250ZM259 113V114H258ZM126 115V117H125V115ZM145 116H144V115ZM152 114H155V115H152ZM163 114V116H161ZM166 116H165V115ZM169 114V115H168ZM174 114V115H173ZM180 114V115H179ZM189 114V115H188ZM194 114V115H193ZM199 114V115H198ZM218 114V115H217ZM243 114V115H242ZM248 114V115H247ZM137 115V116H136ZM139 115H143V116H139ZM152 115V116H151ZM171 115V116H170ZM177 115V116H176ZM186 117H185V116ZM196 115V116H195ZM201 115V116H200ZM206 115V116H205ZM216 115V116H215ZM221 115V116H220ZM223 115H225V116H223ZM235 115H236V117H235ZM245 115V116H244ZM139 116V117H138ZM148 116V117H147ZM156 116V117H155ZM166 118H165V117ZM203 116V117H202ZM251 116H253L252 118H251ZM260 118H259V117ZM15 117H16V115H15ZM144 117V118H143ZM152 117V118H151ZM193 117V118H192ZM232 119H231V118ZM238 117V118H237ZM245 117V118H244ZM262 117V118H261ZM119 118H122L121 120L119 119ZM135 118H138V122H137V120L135 119ZM140 118L142 119V120H140ZM151 120H150V119ZM154 118H156V119H154ZM170 118V119H169ZM185 118L186 119H189V121L188 120H185ZM215 118V119H214ZM243 118V119H242ZM247 118L248 119H250V120H248L247 121ZM257 118V119H256ZM128 119V120H127ZM133 119V120H132ZM146 119H148V121L146 120ZM153 119V120H152ZM168 119V120H167ZM171 119H173V120H171ZM176 119H178V120H180L181 122H179V121H177ZM183 119V120H182ZM197 119V120H196ZM223 119V120H222ZM240 119V120H239ZM60 119H58L57 121H56V123H59V122H61V120L59 121ZM126 120V121H125ZM130 120V121H129ZM135 120H136V122H135ZM158 120H160V121H158ZM170 120V121H169ZM186 122H185V121ZM191 120V121H190ZM193 120H194V122H193ZM203 120V121H202ZM214 120V121H213ZM227 120H229V121H231V122H229V121H227ZM232 120H234V121H232ZM243 120V121H242ZM245 120V121H244ZM252 120V121H251ZM257 120V121H256ZM133 121V122H132ZM140 121V122H139ZM141 121H143V122H145V123H143V122H141ZM151 121H152V123H154L155 121V127H153L152 125H154V124H152L151 123ZM163 123H162V122ZM176 121V122H175ZM201 121V122H200ZM206 121V122H205ZM211 121V122H210ZM220 121V122H219ZM225 121V122H224ZM237 121H239V122H237ZM242 122V124H241V122ZM254 121H256V122H254ZM260 121V122H259ZM168 122V123H167ZM178 122V123H177ZM190 122V123H189ZM213 122V123H212ZM250 122H252V123H250ZM120 123H121V126H120ZM134 123V124H133ZM138 124V125H136V124ZM139 123H142V125L141 124H139ZM149 123V124H148ZM176 123H177V125H176ZM208 123H210V124H208ZM215 123V124H214ZM221 123V124H220ZM224 123V124H223ZM235 123V124H234ZM60 124V123H59ZM144 124V125H143ZM176 126H175V125ZM185 124V125H184ZM190 124V125H189ZM232 124H233V126H232ZM238 124V125H237ZM252 124V125H251ZM57 125V124H56ZM125 125H127V126H125ZM133 125H135L134 127H136V126H138V127H136L135 129H134V127H132ZM147 125V126H146ZM149 125V126H148ZM151 125V126H150ZM162 125V126H161ZM169 126V127H167V126ZM172 125V126H171ZM182 125V126H181ZM197 125H198V127H197ZM200 125H201V128H199L200 127ZM207 125H209V126H207ZM222 127H224V128H222ZM224 125V126H223ZM124 126V127H123ZM131 126V128H130V131H127V130H129V127ZM141 126V127H140ZM158 126H160V127H158ZM166 128H170V129H164V127ZM175 126V127H174ZM190 126V127H189ZM196 127V128H194V127ZM209 127V128H203V127ZM213 126V127H212ZM239 128H238V127ZM251 126H253V127H251ZM119 127H121L120 129H119ZM123 127V128H122ZM142 127H144V128H142ZM149 127H150V131L148 130L149 129ZM154 128V129H152V128ZM157 127V128H156ZM181 127V128H180ZM185 127L186 128H188L189 127V129H185ZM220 127V128H219ZM233 128V129H231V128ZM235 127V128H234ZM244 127V128H243ZM125 128V129H124ZM138 128H142V129H138ZM146 128H147V130H146ZM159 128V129H158ZM163 128V129H162ZM177 128V129H176ZM203 128V129H202ZM237 128V129H236ZM242 128V129H241ZM246 128L248 129V130H246ZM253 130H252V129ZM256 128V129H255ZM123 129V130H122ZM131 129H132V131L134 132H131ZM152 129V130H151ZM178 129H183L182 131L181 130H178ZM214 129V130H213ZM221 130V132H220V130ZM244 129V130H243ZM120 130V131H119ZM135 130V131H134ZM158 130V131H157ZM160 130H162L161 132H160ZM185 130V131H184ZM122 131V132H121ZM128 133H127V132ZM137 131V132H136ZM140 131V132H139ZM149 132V134L153 131H155L154 133H155V135H156V132H160L161 133V135H160V133L158 134L157 133V136H153L154 134H153V132L150 134L151 135V137H150V135L148 134V132ZM169 132L170 134H172V137L170 138V134H168V133H166V132ZM251 131H253V132H251ZM259 131V132H258ZM131 132V136L133 137H131V136H129V133ZM135 132H136V134H135ZM147 133V135H148V137H146V136H144V135H146V133ZM172 132V133H171ZM183 132H185L186 134H184ZM120 133H122L121 134V136H120ZM125 133H127L128 134V136H127V134H125ZM143 135H142V134ZM165 133V134H164ZM173 133H174V135H176V136H174L173 135ZM176 133V134H175ZM180 133L182 134V135H180ZM196 133V134H195ZM222 133V134H221ZM227 135H226V134ZM230 133V134H229ZM249 133V134H248ZM255 133V134H254ZM257 133H258V135H257ZM260 133V134H259ZM118 134H119V137H118ZM133 134V135H132ZM137 134H139V138L137 139ZM163 134V135H162ZM168 134V135H167ZM191 134V135H190ZM233 136H232V135ZM237 134V135H236ZM243 136H242V135ZM245 134H247V135H245ZM252 134V135H251ZM134 135H136V136H134ZM167 135V136H166ZM186 135V136H185ZM189 135V136H188ZM205 135V136H204ZM239 135V136H238ZM254 135V136H253ZM162 138H161V137ZM185 138H184V137ZM221 136V137H220ZM226 136V137H225ZM122 137V138H121ZM127 137V138H126ZM130 137V138H129ZM146 137V138H145ZM152 137H153V139H152ZM156 137V138H155ZM260 137V138H259ZM119 138H121V139H119ZM136 138V139H135ZM141 138V139H140ZM147 139V138H149V139H147L148 141H150V142H152L153 140L156 142H152V143H150V142H147V140H145V139ZM159 138V139H158ZM163 138H165V139H163ZM181 138H182V141H181ZM221 138H222V140H221ZM243 138V139H242ZM123 139V140H122ZM127 139V141H125ZM132 140V141H130V140ZM134 139V140H133ZM140 139V140H139ZM150 139H152V141L150 140ZM171 141H170V140ZM175 139V140H174ZM200 139V140H199ZM205 139V140H204ZM249 139V140H248ZM263 139V140H262ZM119 140V141H118ZM120 140H122L123 141V144H121V142L122 141H120ZM142 140V141H141ZM157 140H159V141H157ZM161 140V141H160ZM163 140V141H162ZM173 140V141H172ZM179 142H178V141ZM186 140H188V141H186ZM195 140V141H194ZM197 140V141H196ZM202 140V141H201ZM210 140V141H209ZM212 140V141H211ZM247 140V141H246ZM252 140V141H251ZM255 140H257V141H255ZM133 141H135V142H133ZM139 141V142H138ZM166 141H170V143L172 142V144L170 145V143L168 144V142L166 143ZM183 141H185V143H186V145H185V143L183 142ZM194 141V142H193ZM220 143H219V142ZM222 141H224V142H222ZM245 143H244V142ZM263 141V142H262ZM119 142H120V144H119ZM127 142V143H126ZM132 142V143H131ZM140 142H142V143H140ZM147 142V143H146ZM161 142H163V143H161ZM197 142V143H196ZM201 142V143H200ZM211 142V143H210ZM241 142V143H240ZM254 143V142H256V143H254V144H250V143ZM261 142V143H260ZM130 143V144H129ZM161 143V144H160ZM167 145H166V144ZM195 143V144H194ZM224 143V144H223ZM126 144H128V145H126ZM131 144H134V145H132V147L130 146ZM136 144H140V145H137L136 146ZM146 144V145H145ZM263 144V145H262ZM124 145V146H123ZM145 145V146H144ZM148 145H151V146H149V149H148ZM175 145V146H174ZM184 145H185V147H184ZM193 145H195V146H193ZM263 147H262V146ZM120 146H122V147H120ZM134 146V147H133ZM139 146V147H138ZM155 146V147H154ZM157 146V147H156ZM178 146V147H177ZM180 146H182V147H180ZM190 147V148H188V147ZM192 146V147H191ZM199 147V148H197V147ZM207 146V147H206ZM234 146V147H233ZM242 146V147H241ZM252 146V147H251ZM257 148H256V147ZM127 147V148H126ZM140 147H141V149L144 151V153H143V151L140 149ZM143 147H144V149H143ZM159 147V148H158ZM166 149H165V148ZM169 147H170V149H169ZM174 147L176 148L175 150L177 151L178 150V152H176L175 150H174ZM201 147H204V148H201ZM223 147H224V149H223ZM233 147V148H232ZM238 147V148H237ZM254 147V148H253ZM122 148H126L125 149V151H124V149L122 150H120V149ZM132 148V149H131ZM137 149V150H134V149ZM152 149V151H151V149ZM181 148V149H180ZM187 148V149H186ZM195 148V149H194ZM211 148V149H210ZM216 148V149H215ZM250 148V149H249ZM258 148H260V149H258ZM263 148V149H262ZM118 149H119V152H118ZM131 149V150H130ZM148 149V150H147ZM156 149H157V151H159L158 153H160V154H158V153H155V152H157L156 151ZM169 149V150H168ZM182 149H185V152H184V150H182ZM221 149V150H220ZM141 150V151H140ZM168 150V151H167ZM180 150H182V152L180 151ZM205 150V151H204ZM224 150V151H223ZM246 150V151H245ZM260 150V151H259ZM263 150V151H262ZM122 151V152H121ZM124 151V152H123ZM129 151V152H128ZM148 151H150V152H148ZM175 151V152H174ZM186 151L189 153V154H187L186 153ZM197 151V152H196ZM222 151V152H221ZM226 151V152H225ZM121 152V153H120ZM125 152H126V154H127V156L128 157H130L131 159H133L134 160V162H133V160H131L130 158H128L127 156H125L124 154H125ZM132 152V153H131ZM147 154H146V153ZM153 152L155 153V155L153 154ZM175 154H174V153ZM192 152V153H191ZM196 152V153H195ZM221 152V153H220ZM123 153V154H122ZM135 155H134V154ZM163 153V154H162ZM173 153V154H172ZM180 153V154H179ZM183 153H185V155L183 154ZM216 154V155H213V154ZM217 153H219V154H217ZM236 153V154H235ZM238 153V154H237ZM243 153V154H242ZM248 153V154H247ZM257 153V154H256ZM130 156H129V155ZM141 154V155H140ZM142 154H143V156H142ZM144 154H146V155H144ZM163 156H162V155ZM167 154V155H166ZM173 155V156H171L172 158H169L170 156L169 155ZM177 154V155H176ZM196 154V155H195ZM210 154V155H209ZM240 154V155H239ZM245 154V155H244ZM254 154V155H253ZM133 155V156H132ZM138 157H137V156ZM150 155V156H149ZM153 155V156H152ZM157 155H158V157L159 158H161V160L157 157ZM186 155H188V156H186ZM195 156V157H193V156ZM202 155V156H201ZM206 155V156H205ZM223 155V156H222ZM231 155V156H230ZM242 155V156H241ZM252 155V156H251ZM256 155V156H255ZM142 156L143 158H146L147 156H148V158L149 157H157V159L154 157V159L151 157V158H149V159H142V157L140 158V157ZM145 156V157H144ZM166 156H169V157H166ZM183 156H184V158H183ZM237 156V157H236ZM163 157H165V159L163 158ZM175 157V158H174ZM177 157V158H176ZM188 157V158H187ZM205 157V158H204ZM212 157V158H211ZM220 157H222L221 158V160H219L220 159ZM236 157V158H235ZM247 157V158H246ZM253 157V158H252ZM259 157V158H258ZM128 158V160H131V162L129 163V164H127V163H125V162H129L128 160H126ZM136 158H138V159H136ZM190 158V159H189ZM196 158H197V160H196ZM225 158H226V160H225ZM136 159V160H135ZM153 159V160H152ZM162 159L165 161H162ZM167 159V160H166ZM172 159H174V160H172ZM176 159V160H175ZM183 161H181V160ZM188 159V160H187ZM194 159V160H193ZM200 161H199V160ZM202 159L203 160H205V161H202ZM210 159H212V160H210ZM252 159V160H251ZM140 160H142V164L140 163ZM144 160H145V162H144ZM147 160H149V161H147ZM157 160V163L155 162ZM159 160V161H158ZM168 160H169V162H168ZM171 160L173 161V162H171ZM188 161L189 163H191L190 164V166H189V164L187 163V162H185V161ZM189 160H191V161H189ZM215 160V161H214ZM224 160V161H223ZM230 160V161H229ZM243 160H245V161H243ZM256 162H255V161ZM123 161V160H122ZM137 161H139L138 162V165H137ZM163 163L162 165L161 164H159V163H161V162ZM193 161H198V162H193ZM202 161V162H201ZM207 161V162H206ZM210 162V164H209V162ZM213 161V162H212ZM227 161V162H226ZM236 161V162H235ZM242 161V162H241ZM247 161V162H246ZM252 161H254V163L252 162ZM168 162V163H167ZM180 162V163H179ZM182 162V163H181ZM204 162V163H203ZM217 162V163H216ZM221 162H224V163H221ZM233 162V163H232ZM136 163V164H135ZM144 163H146V164H151L150 166L148 165V167H150V168H148L147 167V165L146 164H144ZM154 165H153V164ZM156 163V164H155ZM169 163H171V165H172V167L169 165ZM175 163H176V165H175ZM188 164V165H186V166H188V167H186V166H183V165H185V164ZM203 163V164H202ZM212 163V164H211ZM253 163V164H252ZM119 164H127V165H123L124 166V168H125V170H124V168L121 166V165H119ZM133 164V165H132ZM134 164L136 165L135 167H134ZM159 164V165H158ZM165 164H168V165H166L165 166ZM181 164V165H180ZM195 164V165H194ZM206 164H208V165H206ZM214 164V165H213ZM224 164V165H223ZM260 164V165H259ZM262 164V165H261ZM130 165V166H129ZM156 165V166H155ZM179 167H178V166ZM206 165V166H205ZM221 165V166H220ZM251 167H250V166ZM128 166H129V168H128ZM132 166V168H133V170H131L130 169V167ZM142 166H144L143 168H146L147 167V169H143V168H141ZM153 166V167H152ZM177 166V167H176ZM183 166V167H182ZM194 166H196V167H194ZM200 166H201V168H202V166H203V169H201L200 168ZM208 166V167H207ZM211 168H210V167ZM213 166H215V167H213ZM234 166V167H233ZM258 166H260V167H258ZM262 166V167H261ZM120 167H122L123 168V170L122 171H124L125 173H124V175H123V172H120L121 171V168ZM166 169H165V168ZM174 167V168H173ZM190 167V168H189ZM207 167V168H206ZM217 167V168H216ZM226 167V168H225ZM232 167V168H231ZM247 167V168H246ZM120 170H119V169ZM131 170V171H126V170ZM135 168H136V170H135ZM139 168V169H138ZM145 170L144 172H142V170ZM154 169L153 171H151L152 169ZM156 168L158 169V170H156ZM162 168V169H161ZM170 168V169H169ZM180 170H179V169ZM184 168V169H183ZM190 170H189V169ZM191 168H193L192 169V172H191ZM205 168V169H204ZM209 168V169H208ZM212 168H214V169H212ZM219 168V169H218ZM222 168H224L223 170H222ZM227 168H229V169H231V170H229V169H227ZM237 168V169H236ZM243 168V169H242ZM159 169L160 170H162L163 172H165L167 169H168V171L169 170H171V172H170V174L171 173H173L172 175H171V177H170V174L169 173H166L165 172V175L167 176V177H165V175H164V177L165 178H167L166 179V182H165V178L162 176V173H160V171H159ZM195 169V170H194ZM197 169H198V171H197ZM245 169V170H244ZM254 169V170H253ZM263 169V170H262ZM136 172H135V171ZM139 170H141L140 171V173H138L139 172ZM148 170V171H147ZM159 171V172H157V173H155L154 171ZM165 170V171H164ZM176 171V172H178V171H181V172H178V173H180V174H178V173H176V172H174V171ZM185 170L186 171H188L189 170V172H190V174H189V172H185ZM205 170H207V171H205ZM260 172H259V171ZM132 171H134L133 173H131ZM146 171H147V173H146ZM161 171V172H162ZM173 171V172H172ZM201 171V172H200ZM210 171H212V172H210ZM221 171H222V173H221ZM227 173H226V172ZM245 171V172H244ZM128 172V173H127ZM150 172V173H149ZM197 174L198 172H200V174L198 173L197 175L195 174V173ZM202 172H204V173H206V174H204V173H202ZM209 172H210V174H209ZM234 172V173H233ZM258 172V173H257ZM119 173H122L121 175L119 174ZM130 173H131V175H130ZM134 173H137L136 175L138 176V178H140L139 180H138V178H137V176L134 174ZM145 173V174H144ZM158 173H160L161 175L159 176V174ZM177 174V175H175V174ZM181 173H182V175H181ZM184 173H186V174H184ZM230 173V174H229ZM250 173V174H249ZM257 175H256V174ZM130 175L129 176V180H128V176H126V175ZM132 174H133V176H132ZM142 174L143 175H145V176H143V177H146V175H147V179L144 181V178L142 177H139V175L140 176H142ZM148 174H150V175H148ZM153 174H155V175H153ZM158 174V175H157ZM184 174V175H183ZM191 174H193V175H191ZM202 174H204L205 175V177H203L204 175H202ZM208 174V175H207ZM217 174V175H216ZM221 175V176H219V175ZM228 174V175H227ZM238 174L241 176H238ZM242 174V175H241ZM252 174V175H251ZM123 175V176H122ZM178 175H180V178L181 179H178L179 177H178ZM190 175V176H189ZM194 175H196V177L194 176ZM201 177H200V176ZM225 175V176H224ZM230 175V176H229ZM244 175V176H243ZM255 175V176H254ZM263 175V176H262ZM124 177L123 179H122V177ZM133 177L132 179L130 178V177ZM134 176H136V177H134ZM151 176H153V177H158V179H159V177H161V178H164V179H161L160 178V182H159V180H158V182H155V181H157V179H155V181H154V179H152V177H151V179H150V177ZM168 176H169V178H168ZM198 176L200 177V178H198ZM207 176V177H206ZM223 176V177H222ZM261 176V177H260ZM174 177V178H173ZM178 177V178H177ZM183 177H185V180H184V178ZM195 177V178H194ZM226 177V178H225ZM258 177H259V180H258ZM125 178H127V180H125ZM137 178V180L138 181H136V180H133V179H136ZM171 178V179H170ZM177 178V179H176ZM183 178V179H182ZM186 178H187V180L188 181H186ZM202 178V179H201ZM243 178V179H242ZM261 178H262V181H260L261 180ZM148 179H150V180H148ZM171 180V181H169V180ZM193 181H192V180ZM201 179V180H200ZM209 179H211V180H209ZM131 180H133V181H131ZM149 181V183H150V185L151 184H153V185H151V187H149V185H147L146 183ZM152 180V181H151ZM162 180V181H161ZM180 180V181H179ZM191 180V181H190ZM202 180H205L207 183H205L204 181H202ZM210 182H209V181ZM213 180V181H212ZM219 180H220V182H219ZM224 180V181H223ZM235 182H234V181ZM243 180V181H242ZM252 180H253V182H252ZM131 181V182H130ZM135 181V182H134ZM140 181V182H139ZM156 183H154V182ZM168 181V182H167ZM177 181H178V183H177ZM183 181L185 182V184L183 183ZM199 181V182H198ZM260 181V182H259ZM142 182H144V183H142ZM146 182V183H145ZM153 182V183H152ZM161 182H163V183H161ZM170 182H171V185H170ZM175 182H176V186H177V188L173 185V184H175ZM180 182V183H179ZM182 182V183H181ZM190 182V183H189ZM193 182V183H192ZM198 182V183H197ZM201 182V183H200ZM212 182V183H211ZM217 182V183H216ZM222 182H223V186L224 187H222ZM245 182V183H244ZM247 182V183H246ZM257 182V183H256ZM126 183H128V185L126 184ZM130 183H131V185H132V188L131 187H129L128 188V186H131L130 185ZM159 183V184H158ZM167 183V184H166ZM203 183H205V184H203ZM249 183V184H248ZM262 183V184H261ZM126 184V185H125ZM179 184H180V186L182 187V188H180V187H178L179 186ZM200 184H202V185H204V187L202 186V185H200ZM121 185H124V186H122L123 188H125V189H123L122 187H121ZM137 186V188H135L136 186ZM140 187H139V186ZM141 185H146L145 187H147L146 189H145V191H144V189H143V191L142 192H140L141 190H142V188H143V186H141ZM155 185V187H153ZM156 185H158V186H156ZM166 185H168V186H166ZM183 185L185 186L186 185V189L183 187ZM189 185V186H188ZM193 185V186H192ZM209 187H212V188H209ZM211 185H213V186H211ZM216 185H218V186H216ZM220 185V186H219ZM170 186H172V187H170ZM174 186V187H173ZM188 186V187H187ZM190 186H191V188H190ZM196 186V187H195ZM198 186H200V187H198ZM216 186V187H215ZM241 188H240V187ZM243 186V187H242ZM245 186V187H244ZM250 188H249V187ZM259 186V187H258ZM127 187V188H126ZM141 188L139 191H138V189L139 188ZM144 187V188H145ZM166 187H170V189H168V188H166ZM193 187V188H192ZM205 187H207V188H205ZM219 187H221V188H219ZM248 189H247V188ZM256 187V188H255ZM135 188V189H134ZM164 188L165 189H167V190H164ZM175 188V189H174ZM189 188V189H188ZM199 188V189H198ZM202 188V189H201ZM204 188V189H203ZM253 188V189H252ZM131 189H133V190H131ZM154 189V190H153ZM182 189V190H181ZM190 189H192V190H190ZM220 189V190H219ZM225 189V190H224ZM124 190H126V191H124ZM138 191V192H136V191ZM175 190V191H174ZM179 190H181V191H179ZM185 192H184V191ZM263 190V191H262ZM130 191V192H129ZM167 191V192H166ZM172 191V192H171ZM174 191V192H173ZM188 191H190V193H188ZM158 192V191H157ZM156 192V190H155V192L154 193H157ZM158 192V193H159ZM181 192V193H180ZM240 192V193H239ZM253 192V193H252ZM134 193V194H135ZM63 199H64V197H63ZM62 203H64V202H62ZM262 220H264V215H263V217L261 218ZM210 235V234H209ZM120 238V237H119ZM89 242L91 241V238H88L87 239ZM208 240H213V237H209V239ZM120 250L122 251V248H120ZM119 250V251H120ZM116 251H118V250H116Z\"/></svg>",
	"mask_w": 264,
	"mask_h": 264
},
{
	"label": "snow or ice",
	"instance_id": "3",
	"mask_svg": "<svg viewBox=\"0 0 264 264\" xmlns=\"http://www.w3.org/2000/svg\"><path fill=\"white\" fill-rule=\"evenodd\" d=\"M116 244V245H120L121 243H123L125 245V250H127V246L129 245H139L142 244L144 242L142 241H105L103 239L99 240V245H100V249L97 250V259L100 258L99 256V252L103 249V246L106 244ZM151 243V242H149ZM173 243V242H170ZM209 247H211V245H209ZM137 251H139L137 249ZM30 264H86V262L84 261H80V260H47V261H35V262H30Z\"/></svg>",
	"mask_w": 264,
	"mask_h": 264
}]
</instances>
